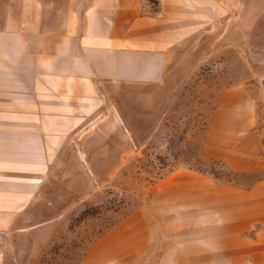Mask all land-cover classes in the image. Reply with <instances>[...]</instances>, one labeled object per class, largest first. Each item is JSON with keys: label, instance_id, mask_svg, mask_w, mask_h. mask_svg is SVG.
Here are the masks:
<instances>
[{"label": "rangeland", "instance_id": "obj_1", "mask_svg": "<svg viewBox=\"0 0 264 264\" xmlns=\"http://www.w3.org/2000/svg\"><path fill=\"white\" fill-rule=\"evenodd\" d=\"M191 1L167 9L206 19L180 45L191 56L101 102L55 157L64 188L45 174L21 205L20 189H0L3 264H250L242 238L264 228V0H198V13ZM134 2L163 13V0Z\"/></svg>", "mask_w": 264, "mask_h": 264}, {"label": "crops", "instance_id": "obj_2", "mask_svg": "<svg viewBox=\"0 0 264 264\" xmlns=\"http://www.w3.org/2000/svg\"><path fill=\"white\" fill-rule=\"evenodd\" d=\"M183 3L163 0V13L149 15L134 14V0H0V189H20L13 203H27L45 174L49 187L64 188L66 164L55 157L119 85L154 84L170 56H191L180 45L206 19L167 13ZM242 240L250 264H264V228ZM6 252L0 245V264Z\"/></svg>", "mask_w": 264, "mask_h": 264}]
</instances>
